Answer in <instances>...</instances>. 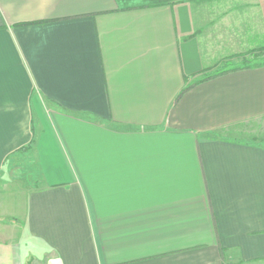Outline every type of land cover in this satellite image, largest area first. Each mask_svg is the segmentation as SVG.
Returning <instances> with one entry per match:
<instances>
[{
    "label": "crops",
    "instance_id": "crops-1",
    "mask_svg": "<svg viewBox=\"0 0 264 264\" xmlns=\"http://www.w3.org/2000/svg\"><path fill=\"white\" fill-rule=\"evenodd\" d=\"M195 2L0 0V264H264V65L206 74Z\"/></svg>",
    "mask_w": 264,
    "mask_h": 264
},
{
    "label": "rangeland",
    "instance_id": "rangeland-1",
    "mask_svg": "<svg viewBox=\"0 0 264 264\" xmlns=\"http://www.w3.org/2000/svg\"><path fill=\"white\" fill-rule=\"evenodd\" d=\"M248 1L196 0L195 19L200 38L211 57L218 58L206 74L264 61L263 31L256 13L249 11ZM234 127L240 136L264 144V118ZM5 171H9L5 179L10 182L4 186L5 205H14L23 187L40 181L36 160L26 153L9 159ZM19 241L20 247L25 248L24 240ZM34 259V264L48 263L43 252L35 253Z\"/></svg>",
    "mask_w": 264,
    "mask_h": 264
},
{
    "label": "trees",
    "instance_id": "trees-1",
    "mask_svg": "<svg viewBox=\"0 0 264 264\" xmlns=\"http://www.w3.org/2000/svg\"><path fill=\"white\" fill-rule=\"evenodd\" d=\"M258 65H264V61H261V62H255V63H247L246 65L244 66H240V67H235V68H231V69H240V68H247V67H253V66H258ZM231 69H228V70H231ZM224 71H227V70H223L221 72H224ZM213 75L209 76V77H212ZM29 146L26 148H22V150H26L28 149Z\"/></svg>",
    "mask_w": 264,
    "mask_h": 264
}]
</instances>
